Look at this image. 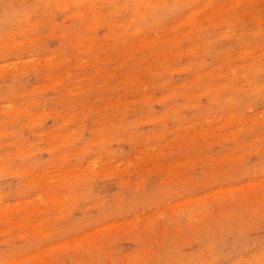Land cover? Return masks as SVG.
<instances>
[{"label":"rangeland","instance_id":"1","mask_svg":"<svg viewBox=\"0 0 264 264\" xmlns=\"http://www.w3.org/2000/svg\"><path fill=\"white\" fill-rule=\"evenodd\" d=\"M0 264H264V0H0Z\"/></svg>","mask_w":264,"mask_h":264},{"label":"bare ground","instance_id":"2","mask_svg":"<svg viewBox=\"0 0 264 264\" xmlns=\"http://www.w3.org/2000/svg\"><path fill=\"white\" fill-rule=\"evenodd\" d=\"M224 191V190H223ZM262 198V197H261ZM137 221V220H136Z\"/></svg>","mask_w":264,"mask_h":264}]
</instances>
